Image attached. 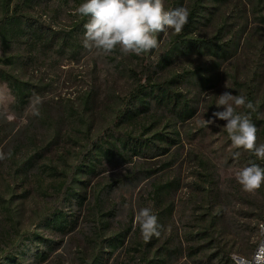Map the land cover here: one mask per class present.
<instances>
[{
  "label": "rangeland",
  "instance_id": "1",
  "mask_svg": "<svg viewBox=\"0 0 264 264\" xmlns=\"http://www.w3.org/2000/svg\"><path fill=\"white\" fill-rule=\"evenodd\" d=\"M83 2L0 0V26L19 4L27 31L0 40V58L11 59L0 68L30 88L22 102L0 78V151L11 152L0 160V264L252 257L264 185L245 192L235 174L264 161L232 147L225 121H201L223 110L224 91L243 95L256 111H237L264 143V0H165L188 9V23L140 56L85 49ZM143 208L163 226L147 242L135 223Z\"/></svg>",
  "mask_w": 264,
  "mask_h": 264
},
{
  "label": "clouds",
  "instance_id": "2",
  "mask_svg": "<svg viewBox=\"0 0 264 264\" xmlns=\"http://www.w3.org/2000/svg\"><path fill=\"white\" fill-rule=\"evenodd\" d=\"M75 14L88 17L83 26L85 31L82 45L85 49L104 54L114 53L118 49L124 56H140L158 48V34L169 29L177 35L180 34L190 15L184 7L167 10L165 0H84L75 9ZM36 103H40L39 98ZM216 107L223 110L214 111L210 118L201 121L202 126L219 127L217 121H225L223 128L231 140L232 147L243 149L257 160L264 161V143L257 144L256 125L252 122L250 114L237 111L244 107L255 112L256 105L243 95L224 91L218 96ZM34 114H41L38 108ZM239 155V152H235L234 158H239ZM10 157V151L7 154L0 151V160ZM235 178L243 191L254 194L264 185V167L250 163L236 172ZM135 223L146 242L153 236L161 235L160 229L163 226L158 223L157 216L150 208L139 210ZM258 232L261 239L255 254L248 258L233 253V264H264V222L259 223Z\"/></svg>",
  "mask_w": 264,
  "mask_h": 264
},
{
  "label": "trees",
  "instance_id": "3",
  "mask_svg": "<svg viewBox=\"0 0 264 264\" xmlns=\"http://www.w3.org/2000/svg\"><path fill=\"white\" fill-rule=\"evenodd\" d=\"M7 4L9 5L10 2H8ZM9 7L10 6H8L7 10H9ZM23 21H24L23 16L20 14V6L19 4H16L14 13L11 16H9L6 19V21H4V23L0 26V40L3 43V45L7 46L12 41H15L16 39H19L27 34V31L24 28L26 26L23 24ZM30 34L33 41L36 42V38L39 37V30H33L30 32ZM0 62L10 63L11 59L0 58ZM0 78H2L8 83L9 87L12 89L13 93L20 101L26 102V97L28 96L30 89L26 82H23L18 78H15V76L7 73L5 70L1 68H0ZM146 89H147L146 86L142 85L139 93L133 95V97H135V99L139 101H143L142 95L147 94ZM59 220H60L59 217L55 218V221H59Z\"/></svg>",
  "mask_w": 264,
  "mask_h": 264
},
{
  "label": "bare ground",
  "instance_id": "4",
  "mask_svg": "<svg viewBox=\"0 0 264 264\" xmlns=\"http://www.w3.org/2000/svg\"><path fill=\"white\" fill-rule=\"evenodd\" d=\"M260 239H261V237H260ZM258 245V244H257ZM256 248H257V246H256ZM256 248H255V250H254V252H253V255L255 254V252H256Z\"/></svg>",
  "mask_w": 264,
  "mask_h": 264
},
{
  "label": "built area",
  "instance_id": "5",
  "mask_svg": "<svg viewBox=\"0 0 264 264\" xmlns=\"http://www.w3.org/2000/svg\"><path fill=\"white\" fill-rule=\"evenodd\" d=\"M261 222H264V218L261 220ZM261 222H260V223H261ZM252 256H253V255H252ZM250 258H251V257H250Z\"/></svg>",
  "mask_w": 264,
  "mask_h": 264
}]
</instances>
